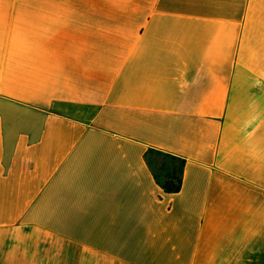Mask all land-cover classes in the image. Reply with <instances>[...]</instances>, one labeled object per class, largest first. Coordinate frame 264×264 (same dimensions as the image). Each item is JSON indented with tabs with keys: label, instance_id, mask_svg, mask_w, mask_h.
Masks as SVG:
<instances>
[{
	"label": "crops",
	"instance_id": "crops-1",
	"mask_svg": "<svg viewBox=\"0 0 264 264\" xmlns=\"http://www.w3.org/2000/svg\"><path fill=\"white\" fill-rule=\"evenodd\" d=\"M0 264H264V0H0Z\"/></svg>",
	"mask_w": 264,
	"mask_h": 264
},
{
	"label": "trees",
	"instance_id": "trees-1",
	"mask_svg": "<svg viewBox=\"0 0 264 264\" xmlns=\"http://www.w3.org/2000/svg\"><path fill=\"white\" fill-rule=\"evenodd\" d=\"M157 183L168 194L179 192L183 184V174L187 159L172 152L150 147L145 153Z\"/></svg>",
	"mask_w": 264,
	"mask_h": 264
}]
</instances>
